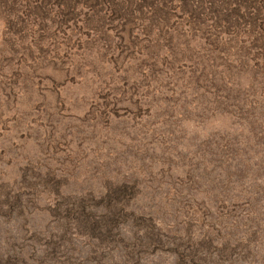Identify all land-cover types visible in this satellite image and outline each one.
<instances>
[{
  "label": "rangeland",
  "instance_id": "374dc122",
  "mask_svg": "<svg viewBox=\"0 0 264 264\" xmlns=\"http://www.w3.org/2000/svg\"><path fill=\"white\" fill-rule=\"evenodd\" d=\"M0 264H264V0H0Z\"/></svg>",
  "mask_w": 264,
  "mask_h": 264
},
{
  "label": "trees",
  "instance_id": "16d2710c",
  "mask_svg": "<svg viewBox=\"0 0 264 264\" xmlns=\"http://www.w3.org/2000/svg\"><path fill=\"white\" fill-rule=\"evenodd\" d=\"M132 96H133V97H136V94H132ZM136 100H137V101H135V104H136V105L142 104L141 98L136 97Z\"/></svg>",
  "mask_w": 264,
  "mask_h": 264
}]
</instances>
